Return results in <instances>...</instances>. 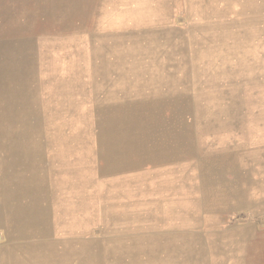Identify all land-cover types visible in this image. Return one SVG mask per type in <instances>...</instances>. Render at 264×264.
Returning <instances> with one entry per match:
<instances>
[{"label":"rangeland","instance_id":"374dc122","mask_svg":"<svg viewBox=\"0 0 264 264\" xmlns=\"http://www.w3.org/2000/svg\"><path fill=\"white\" fill-rule=\"evenodd\" d=\"M0 264H264V0H0Z\"/></svg>","mask_w":264,"mask_h":264}]
</instances>
